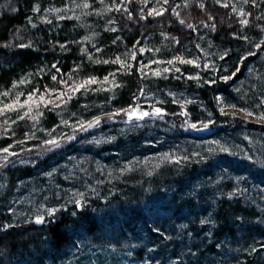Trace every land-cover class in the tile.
<instances>
[{
  "label": "trees",
  "instance_id": "obj_1",
  "mask_svg": "<svg viewBox=\"0 0 264 264\" xmlns=\"http://www.w3.org/2000/svg\"><path fill=\"white\" fill-rule=\"evenodd\" d=\"M47 1L49 0H0V44L12 41L14 36V42L18 40L24 43L32 42L31 48L14 49L16 55L11 54L12 50H9L7 58L0 55V83L6 82L13 71L17 72L33 65L37 56L44 54V51L54 54L55 49L52 47L54 40L58 44L69 42L72 51H69V56L66 58L67 61L72 59L76 44H71V41L78 39L74 25L63 22L59 30H53L43 24L38 25L36 29L27 26L25 19L31 6ZM173 2L183 5L184 0H173ZM204 2L207 11L215 17L218 26L216 32L206 33L201 27L200 21L206 20V14L196 7L197 0H189L190 7L179 9L181 18L199 29L196 32L179 25L174 17L169 20L170 10L163 20L149 17L147 21L141 22L139 27L135 22L123 23L120 13H114V17L120 29L119 35L125 37L122 44L165 32L181 40V45L177 47L174 41L169 39L171 51L178 55L193 50L201 35L216 47H230L235 53L232 55L235 56V60L226 63L229 64L230 71H234L235 66L241 67L242 71L227 84L220 82L212 87L200 86L197 91L207 109H211L217 91L225 97L237 99L236 96H230L234 89L232 86L242 80L245 66L255 60V57H247L243 63L238 61V56L249 49L243 42L231 41L228 34L229 23L238 26V21L229 16L231 8L225 9L221 5L214 4V0H204ZM248 11H251L253 16L251 27L246 30V34L257 36V32L253 31L257 24L255 16L264 12V8L256 10L249 6ZM117 46L120 45L111 47L116 49ZM263 69L264 66L260 65L258 73L255 72V75H260L263 79L261 82H255L258 87L264 82ZM127 82L129 85L138 86L140 78L133 74ZM259 89L264 91V88L259 87ZM243 91L244 88L237 93V96L243 97L245 101L248 97ZM164 108L168 115L163 120L147 118L146 121L141 122L140 127H131L126 125L123 119L117 118L96 128V131L115 137V140L111 144H103V148L97 151H89L87 154L90 155L87 156L92 158L91 161L108 169H115L119 165L116 166L117 163L123 165L133 159L141 163L135 171L124 174L121 179L113 180L107 177L110 182L98 189L106 199L95 200L92 197L94 202L86 209L76 210L77 216H72L74 209L69 205L68 208L57 213L54 220H46L42 225L23 224L22 221H10L5 205L0 203V227L4 224L13 225L7 230L6 235L0 231V248L4 250L0 254L1 263L13 264L12 260L16 253L27 256L28 249L33 247H47L46 254L57 255L65 247L75 243L76 231L73 229L79 228L87 235L93 236L103 230L104 226H108L112 234L118 233L120 237L127 239L131 236H127L129 233L135 240H143L149 247L155 246L160 256L169 255L176 260L186 259L192 264H225L226 260L230 264H237L238 261L239 264H264L261 261L264 251L257 254L241 251L250 246L259 248V243L264 241V224L255 223L262 206L260 189H264V177L256 172L248 161L240 156H227L218 165L211 161L197 163L195 160H189L180 164L161 163L160 168L156 170L154 166L160 163L157 159L159 153L172 152L182 156L191 151H199V146L203 142L214 139H227L230 143L239 144L235 141L232 131L245 129L264 134V125L246 123L240 119L232 120L217 113L213 116L216 121L214 127L205 131L186 130L178 127L182 118L171 115L173 112H179V107L170 105ZM153 120L161 124L163 130L149 132L146 127L151 126ZM174 123L177 125L175 128L172 127ZM166 129H170V133H166ZM77 139L79 142L83 136L79 134ZM239 145L245 150L242 147L244 145ZM145 158H148L146 163ZM213 160L220 158L216 157ZM42 163L44 158L40 159V164ZM36 167L37 165L28 167L26 175L32 173ZM147 167H150V171L154 169V174L142 176ZM223 168L230 170L229 175L232 179L225 180L218 189L211 181L217 178ZM3 172L8 173L10 178L14 175L9 167ZM236 177H244L246 182L238 183ZM233 187L247 188L251 196L247 199L237 196L230 200L227 198V193ZM220 192H223L224 196L217 198ZM47 197L55 202L53 194ZM108 207L113 208L109 214L105 213L102 216L99 211ZM209 216L211 223L200 224L201 219ZM237 217H241L242 221H238ZM17 224L20 226L16 227ZM182 225H187V228L181 227ZM157 227L160 232L171 236L172 239L165 240L160 233L152 231ZM187 232H192L193 235L188 236ZM217 243L222 247L217 248ZM193 244L198 245V249L192 247ZM227 248L234 251V256L223 257ZM189 252L197 255L190 256Z\"/></svg>",
  "mask_w": 264,
  "mask_h": 264
},
{
  "label": "snow or ice",
  "instance_id": "obj_2",
  "mask_svg": "<svg viewBox=\"0 0 264 264\" xmlns=\"http://www.w3.org/2000/svg\"><path fill=\"white\" fill-rule=\"evenodd\" d=\"M101 8L89 11L91 5L87 0L85 2L77 3L76 0H71L70 4H65L63 7H44L37 4L31 8V12L34 15L27 17V24L31 26L32 29L37 28V23L34 22L35 18L39 16L41 11L44 15L40 17L41 22L48 25H52L54 22L59 24L63 21L76 20L81 21L82 17H87L90 15H96L103 19H106L107 23L104 28L105 32L117 33L120 31L117 27L113 25L116 24L115 19L109 18L112 13H120L122 22L125 24H130L135 22L136 26L139 27L141 22L147 21L149 17L160 18L163 20L166 14L169 12L171 18H175L179 25L186 26L193 32L199 31V29L192 23L187 22L185 19L181 18V12L179 9L181 7H190L189 0H184L183 5L175 4L173 0H156L153 6L148 7L150 0H111V3H105V0H99ZM140 3L141 6L138 10L135 8V4ZM214 4L221 5L223 8H231L229 16L238 21V26L229 23L228 34L231 37V41L243 42L248 45V49L245 50L243 54L238 56V61L243 63L246 61L247 57H256L261 52H264V12L255 16L257 21L255 29L253 31L257 32V36H249L246 34V30L251 27V18L253 13L251 11H246V7H251L252 9L260 10L264 8V0H238V3H231L230 0H214ZM196 7L201 12L206 14V20H201L200 25L206 33L218 31V26L215 23V17L207 11V5L204 0H197ZM77 9L80 10L77 14ZM146 9V11H145ZM15 10V9H13ZM72 13V15H68ZM50 17H54V20ZM81 27H88L87 25H80ZM19 32V29L17 30ZM97 33L92 31L89 35L84 36L81 40H73L71 44H76L81 46L80 52L83 55H87L89 62L94 64L103 65H117L115 71H110L103 76L102 80L95 75H85L82 78L79 73L82 72V65H77L73 67L68 74H62V70L58 67L57 63H52L50 66L51 81L53 87L48 85L43 86V91H41L40 86L30 87L33 84V79L35 77H43L45 74V68H38L35 72L25 73L18 79L11 82L10 87L6 86L3 91H0V118H3L2 123H0V137L11 138L12 143L7 144V146L0 147V168H7L8 166L16 163H35V159H38L42 154L47 152L55 153L56 150H63L65 144H69L72 141H76L79 133L89 132V130L98 128L105 121H114L117 118L123 119L126 125L131 127H140L141 122L146 121L147 118H153L157 120H163L166 115H168L167 110L163 107L168 101L166 99H157L155 94L151 96L146 95V88L141 86L138 89V96L133 95L132 100L134 103H129L127 106L113 108L112 111H103L101 109V114L93 116L91 119H85L83 115L77 117V113L73 112L69 119H64L63 117L67 114L66 109L70 102L74 100L77 94L88 95L90 92L98 94L100 92L111 93L108 97L109 102L115 99V92L117 89L123 85L117 82L118 76H131L133 74H139L143 79L151 77H162L167 78L170 73L179 74L182 72L181 65L191 66L193 69L197 70L194 74H189L183 76L182 78L188 81L197 82L198 86H208L212 87L220 82L227 84L233 81V78L240 73L241 67L235 66L234 71L229 69H222V65L216 63L219 61H226L230 59L235 53L233 50L228 48H223L218 52H212L211 49L213 44L211 41L208 42V47L204 48L200 43L195 44V48L198 50L199 54L192 56L191 58L185 59L183 55H173L170 59L162 60L156 58H150L147 63L143 62V56L146 52L153 53V56L161 51L160 48H150L144 43L147 36L142 39H137L131 47L124 45L125 51L118 53L114 58L109 59H93V53L83 47L85 42H91L97 38ZM160 35L164 39L174 41V44L179 47L181 45V40L178 37L169 36L168 33L161 32ZM125 37L121 35H116L114 39H111L112 45H118L123 43ZM198 40H205V36L201 35ZM15 36L12 41L0 44V55L5 58L8 57L9 50H12L11 54L16 55L14 49H24L31 48L32 42H14ZM54 45L53 47H55ZM58 47L61 51H67L70 47L69 42L59 43ZM92 47L95 49V53L99 54L102 52L101 47L93 43ZM155 65V67H152ZM54 70V71H51ZM248 72L251 75L254 69L249 67ZM210 74V75H208ZM207 75V78H205ZM178 79L181 77H177ZM97 85L98 87H93ZM29 86L30 90L25 94L23 91L18 89ZM264 88V85L261 86ZM235 92L240 93V89H234ZM168 97H171L170 102L176 104L179 107V112H173L171 115L178 118H182L178 127L182 129H190L195 131H205L211 127L215 126L216 121L213 119L214 112L208 111L206 106H201V113H206L204 119H198L192 115L188 105L193 104L195 101L187 99L185 97L177 96L171 90L167 93ZM143 99L147 104V109L144 105L140 103ZM255 102L249 100L246 102V106H240L239 102H230L227 97L220 94L218 91L214 95L213 100L215 103V110L219 112L221 116L231 118L232 120H243L244 122H254L264 125V91H261V95L258 99L253 98ZM154 101V102H153ZM83 109H88V105H82ZM45 109L48 111H55L59 115V124L53 126L51 129H45L40 127V120L45 114ZM15 115V119H11V116ZM31 122L30 125L27 122ZM25 123L26 131L23 132L24 139L16 140L17 135L15 128L21 123ZM173 128L177 127L174 123ZM62 128L70 129V132L62 131ZM37 133H42L43 138L38 136ZM115 140V137H95L93 136L90 140L85 142L91 145L100 144H111ZM244 140H247L249 144L252 140L246 135ZM28 141H37L34 143L33 147L26 148L25 145ZM16 147L20 148L17 152L14 149ZM199 151H191L185 155L177 157L172 152L159 153L157 159L160 163L155 165V168H160L161 163H173L180 164L181 162H187L189 160H195L197 163H207L212 162L219 164L222 159L227 156H240L244 160L249 162L250 166L258 168L260 171H264V148L258 154H253L251 151H245L240 147L239 144L230 143L227 139L220 140L214 139L203 142L199 146ZM35 152V158L31 154ZM223 154V156H221ZM219 157L220 160H213V158ZM69 161H72V157H68ZM148 158H145V163ZM90 163L86 159H78L73 164L71 169L66 167L61 168L59 165L51 168L49 171L44 172L43 175L49 180H55V178L63 173V179L65 181H77L81 180V177L77 175V172L83 173L85 177L92 176V172L89 171L86 164ZM141 162L135 159L129 160L122 166H118L115 169H109L107 171V177L113 179H119L123 176L125 172H133L139 166ZM104 168L97 166L95 168L96 173L104 174ZM229 169L223 168L219 171L217 178L212 180L211 183L216 185L217 188L223 185L225 180H231L229 175ZM147 175H153L152 171L146 173ZM238 183H245L244 177H236ZM104 184V179H96L93 183L91 180L84 181L82 187L83 190L73 187L61 194L60 185L55 184V191L53 192V197L55 198V203H51L47 196L43 197V200L35 204L29 209L23 211H17L13 204H20L23 207L21 200H16L12 204L8 205V212L12 216H18L23 224H35L42 225L46 220H54L57 213L61 210L68 208L69 205L74 209L72 211V216H77L78 212L76 210L86 209L90 207L91 203L94 202L91 198L94 197L95 200H100L103 197V193L99 191L100 185ZM0 187H3L0 185ZM35 191V189H33ZM260 203L261 207L259 209L260 214L256 220V224H264V189H260ZM224 196L223 192H220L217 198ZM237 196L242 198H249L251 193L247 188L233 187L230 192L227 193L228 199H234ZM83 214V213H80ZM238 221H242L241 217L236 218ZM211 216L200 220V224L211 223ZM20 225L17 224L16 227ZM12 224H4L0 227V231H3L5 235L7 230L12 228ZM181 227L187 228V225H182ZM152 231L160 233L165 240H171L172 237L165 235L160 232V229L153 228ZM188 236H192V232L186 233ZM192 247L198 249V245L193 244ZM217 248H221L222 245L217 243ZM3 249L0 248V254L3 253ZM147 251L149 253L157 252L156 248L148 247ZM241 251H246L249 254H257L260 251H264V241L259 243V248L255 246H250L247 249H241ZM158 254V252H157ZM131 255V253H129ZM190 256L197 255V253L189 252ZM203 255V253H199ZM151 260H155V256L149 258V261H143L142 264H149ZM156 264H163V261H156ZM175 264V262H173ZM239 264V261L237 262Z\"/></svg>",
  "mask_w": 264,
  "mask_h": 264
},
{
  "label": "rangeland",
  "instance_id": "obj_3",
  "mask_svg": "<svg viewBox=\"0 0 264 264\" xmlns=\"http://www.w3.org/2000/svg\"><path fill=\"white\" fill-rule=\"evenodd\" d=\"M77 3L85 2V0H76ZM87 2L90 3L92 6L89 11H93L96 9L101 8V5L99 3V0H87ZM118 2V0H117ZM156 2V0H150V3L148 7L153 6V4ZM223 2V0H222ZM231 3H238V0H230ZM71 0H49L47 2H44L41 5L42 8L44 7H63L65 4H70ZM105 3H111V0H105ZM36 5V4H34ZM32 5L31 8L34 6ZM141 6H143L140 3H136L135 7L138 10ZM31 8L29 12L26 15V23H27V17L30 15H34L31 12ZM248 11V7L245 9ZM77 14H79L80 10L77 9ZM146 11V9H145ZM44 15L43 11L37 16L34 20L35 23H37V26L40 24H43L45 26L51 27L53 30L60 29L62 27L63 22L70 23V25H74L75 29L78 32V39L81 40L84 36L89 35L90 32L94 31L96 32L97 38L94 39L91 42H85L83 47L87 48L89 52L93 53V59H109L114 58V56L118 53H122L125 51L124 45H128V47H131V45L134 42H128L125 44H118L120 46H117L116 49H112L111 46H114L111 44V39H114L116 35H119V31L117 33H111V32H105L104 28L106 26V19H103L101 17H98L96 15H90L87 17H82L81 21L76 20H69V21H63L59 24L53 23L52 25H48L46 23L41 22L40 17ZM68 15H72V13H68ZM54 20V17H50ZM109 18L115 19L114 13L110 14ZM87 25L88 27H81L80 25ZM31 28L30 25L27 24ZM114 27H117V24L113 25ZM118 28V27H117ZM32 29V28H31ZM58 32V31H56ZM55 38V37H54ZM56 39V38H55ZM54 40V39H53ZM20 40L17 41V43ZM66 41H64L65 43ZM68 42V41H67ZM207 40L198 41L204 48L208 47ZM95 43L99 47H101L102 52L99 54L95 53V49L92 47V44ZM144 43L147 44L148 47L156 49L160 48L161 51L153 56V53L146 52L143 56V62L147 63V61L150 58H156V59H162L167 60L170 59L174 54L170 49L169 39L166 40L161 35H155V36H149L146 40H144ZM56 45L55 47H53ZM246 47L248 46L245 44ZM116 46V45H115ZM52 47L55 49L54 54L49 53V51H44V54L37 56L36 60L34 61V64L31 66H27L24 69L13 71L6 82L0 83V91H3L6 86L10 87L11 82L15 79H18L20 76L24 75L25 73L29 72H35L38 68H45V74L43 77H35L33 79V84L30 87H36L40 86L41 91H43V86L48 85L49 87H53L52 81H51V74H50V66L52 63H57L58 67L62 70V74H68L70 70L77 66L82 65V72L79 73V76L82 78L85 75L91 74L95 75L98 78L102 80L103 76L106 75L110 71H115L117 65H103V64H94L89 62L87 55H83L80 52L79 45H76L74 47L75 53H73V57L71 60L67 61V56H69L70 47L67 51H61V49L58 47V43L53 41ZM73 48V47H72ZM223 48L216 47L213 44V47L211 49L212 52H218ZM251 50V49H249ZM72 51V50H71ZM70 51V52H71ZM47 52V53H46ZM199 52L196 48L193 50H190L188 53L184 54V58L188 59L192 56L198 55ZM82 60V62H81ZM235 56H231L230 59H226V61H219L217 60L216 63L218 65H222V69H231L228 66L229 64L226 62L234 61ZM248 64V63H247ZM246 64V65H247ZM264 66V52H261L258 56L255 57V60L251 61L247 66L244 68V73L242 76V80L240 79L239 82H235L232 86V88L236 89L239 88L240 90L244 88L243 93L248 97L245 101H243V97H238L237 92L232 89V92L230 93V96H236L235 98L227 97L230 102H239L240 106H246V102L249 100L258 99L261 95V91L259 87L261 88L262 85H264V82L258 87L256 84L257 81L261 82L263 79L260 78V75H255V72L258 73V67ZM152 67H155L153 65ZM182 72L179 74L170 73L168 77L162 78V77H151L149 76L147 79H143L139 76V74H135L137 77L140 78V84L137 86L135 85H129L128 84V78L130 76H118L117 82L122 84L123 86L116 90L115 92V99L111 102H109L108 97L111 95V93H105L100 92L98 94L89 93L88 95L83 94H77V96L74 98L72 102L69 103L67 109H66V115L63 117L64 119H69L71 117V114L73 112L77 113V117L80 115H83L85 119H91L93 116L100 115L101 109L103 111H112L113 108H119L127 106L129 103H134L132 100L133 95L138 96V89L139 87L143 86L146 88V95L151 96L152 94H155L157 99H166L168 102L163 105L164 106H178L176 104H172L170 102L171 97L167 96V93L169 90L174 92L177 96H183L187 99H191L195 101L193 104L188 105V108L192 115L198 119H204L206 117V113H201V106H206L203 101L201 100L200 96L197 94L198 86L197 82L195 81H188L183 76L194 74L195 69H193L191 66L188 65H181ZM251 67L254 69V72L250 75L248 72V68ZM264 70V69H263ZM54 71V70H51ZM264 74V72H263ZM210 75V74H208ZM133 76V75H131ZM181 77V78H177ZM205 78H207V75H205ZM256 82V83H255ZM247 83V84H246ZM239 84V85H238ZM244 84V85H243ZM29 86H25L24 88L18 89L19 91H23L25 94L27 91L30 90ZM93 87H98L97 85H94ZM154 102V101H153ZM140 103L144 105V107H147V104L143 99L140 100ZM87 104L89 107L88 109H83L81 106ZM213 107L211 109L208 108V111H213L214 115L219 113L215 110V103L212 102ZM15 115L11 116V119H15ZM60 116L57 115V112L55 111H48L45 109V114L40 120V127L45 129H51L53 126L59 124ZM3 118H0V123H2ZM109 121H105L102 124H108ZM163 122V121H158ZM30 125V121L27 122ZM101 124V125H102ZM169 128V127H168ZM146 129L149 132H155L159 130H163V127L161 124L155 123V120L151 123V126H147ZM27 128L25 127V123H21L15 128V131L17 135L15 136L16 140L24 139L23 132L26 131ZM62 131L70 132V129L62 128ZM166 133H170V129L165 130ZM235 136V141L238 142L241 145H244L242 147L245 148V151H251L253 154H258L262 148H264V134L257 132L255 130H245V129H238L232 131ZM83 136V139L81 141H72L69 144H65L63 146V150H56L55 153L47 152L42 154L38 159H35V163H19L18 161L10 166V170H13V176L10 178L8 173H4L3 170L6 168H0V185L3 187H0V203L5 205L6 212L8 213L9 220L12 222H20L18 216H12L8 212V205L12 204L16 200H21L23 207H21L20 204H13V207L17 209V211H23L25 209H29L33 207L35 204L43 200L44 196H50L55 191V184L60 185L61 194L64 191H67L69 189H72L73 187L79 188L83 190V183L86 180H91L93 183L96 179H104V184L100 185L99 188L105 187L108 182H110V179L107 178V171L108 168L100 165L99 163L95 161H91L92 158L90 156L89 151H97L101 148H103V144L100 145H91L86 143V140H90L93 136L95 137H107L108 134L101 133L96 131V128L89 130V132L85 133H79ZM78 134V135H79ZM38 136H41L43 138L42 133H37ZM248 136L250 140H252V143L249 144L247 140H244V136ZM13 140L11 138H5L0 137V147L7 146V144L12 143ZM34 143H37V141H28L25 145H23L26 148L33 147ZM15 151L19 152L20 148L16 147L14 149ZM49 156V154H51ZM177 157H180V155L175 154ZM33 158H35V152L31 154ZM48 156V157H47ZM153 156V155H152ZM68 157H72V161H69ZM44 158V163L40 164V159ZM78 159H86L90 163L86 164L85 167L89 168V171L92 172V176L85 177L83 173L77 172V175L81 177V180L77 181H65L63 179V173L58 175L55 180H49L47 177L43 175L44 172L49 171L51 168L56 167L59 165L61 168H68L71 169L73 167V164ZM119 164V165H118ZM125 164V163H124ZM157 164V163H156ZM154 164V166L156 165ZM32 173L29 175H26L27 168L36 166ZM122 166L121 163H117L116 166ZM99 166L104 168V174L96 173L95 168ZM7 167V168H8ZM252 168L258 172L261 176L264 177V171H260L258 168L252 166ZM145 169V168H144ZM156 170V168H155ZM150 171V167L146 168L145 173H142V176H149L146 173ZM154 172V169L153 171ZM130 173V172H125ZM154 174V173H153ZM124 176V175H123ZM123 176H120L119 179H121ZM113 179V178H112ZM114 180V179H113ZM35 189V191H33ZM112 195L113 193L110 192ZM109 193V195H111ZM108 194V193H107ZM50 198V197H48ZM51 203H55L52 201V199H49ZM113 207L103 208L99 212L103 216L105 213H110ZM106 220L105 218H103ZM100 232L93 236L87 235L84 231L80 230L79 228L73 229L75 232V243H73L70 246L65 247L59 254L57 255H48L46 254V248L45 247H39V248H29L27 251V256L21 255V253H16L13 257V264H142L143 261H149V258L152 256H155V260H151L149 264H156V261H163V264H192L188 260H176L173 259L171 256H160L159 253L153 252L149 253L147 251V248L149 247L147 244H144L145 242L143 240H135L132 236V234L127 233V236H130V238H124L120 237L118 233L112 234L110 228L108 226H104ZM44 246V245H43ZM153 248H156L155 246H150ZM131 253V255H129ZM234 251L232 249L227 248V250L223 253V257H232L234 256ZM42 256V257H41ZM30 259V261H29ZM261 261L264 262V254L262 255ZM227 263L230 264L226 260ZM0 264L1 263V255H0Z\"/></svg>",
  "mask_w": 264,
  "mask_h": 264
}]
</instances>
